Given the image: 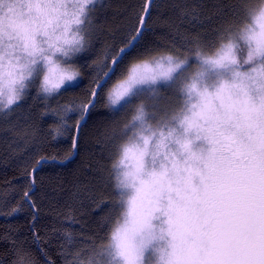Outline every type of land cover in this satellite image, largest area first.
<instances>
[{
  "label": "clouds",
  "instance_id": "9594fccd",
  "mask_svg": "<svg viewBox=\"0 0 264 264\" xmlns=\"http://www.w3.org/2000/svg\"><path fill=\"white\" fill-rule=\"evenodd\" d=\"M103 3L0 0V116L77 81ZM106 103L128 116L110 134L107 232L83 264L227 260L264 211V0H239L211 43L133 60Z\"/></svg>",
  "mask_w": 264,
  "mask_h": 264
},
{
  "label": "trees",
  "instance_id": "16d2710c",
  "mask_svg": "<svg viewBox=\"0 0 264 264\" xmlns=\"http://www.w3.org/2000/svg\"><path fill=\"white\" fill-rule=\"evenodd\" d=\"M144 4L104 0L95 13L91 47L75 60L80 81L49 101L30 94L11 116H0V264H83L107 232L103 218L111 214L113 196L107 176L110 134L128 116L125 105L109 110L107 87L133 60L183 53L196 41L211 43L226 22L239 18V0H155L144 36L124 55L82 126L76 157L66 164L44 162L30 192L31 172L41 158L64 160L73 153L79 109L90 101L107 63L135 34ZM69 108L71 115L54 137L50 128Z\"/></svg>",
  "mask_w": 264,
  "mask_h": 264
},
{
  "label": "snow or ice",
  "instance_id": "6c2138e0",
  "mask_svg": "<svg viewBox=\"0 0 264 264\" xmlns=\"http://www.w3.org/2000/svg\"><path fill=\"white\" fill-rule=\"evenodd\" d=\"M152 0H145L144 9L140 15V22L138 29L135 30V34L126 41L127 48L132 47V43L135 40L140 39L144 36V28L147 27V18L150 16ZM120 53L114 59H111L110 63H107V71L103 73V77L109 76L114 70L118 69L121 64V56L126 54V49H118ZM107 59V58H106ZM119 80L116 81V84ZM115 87V85H113ZM105 87L103 80L96 84L95 97H99L102 94V90ZM95 99L91 101L88 106L87 111L81 106L79 111L81 116L79 119H83L88 115V113L93 109L95 105ZM72 111L73 109L69 108ZM77 145V138L73 137V150H75ZM47 162L44 158H41L39 163ZM25 199H29L28 194H24ZM29 203L31 201L29 200ZM249 238L245 241L242 247L229 253V258L218 262V264H264V211L255 214L249 219ZM232 257H235L233 259ZM18 264H30V261H20Z\"/></svg>",
  "mask_w": 264,
  "mask_h": 264
},
{
  "label": "water",
  "instance_id": "95a60500",
  "mask_svg": "<svg viewBox=\"0 0 264 264\" xmlns=\"http://www.w3.org/2000/svg\"><path fill=\"white\" fill-rule=\"evenodd\" d=\"M154 1H155V0H152V5H153ZM152 5H151V9H152ZM147 20H148V18H147ZM144 30H145V28H144ZM138 41H139V39L135 40V42L132 43V47H131V48H127V45H125V46L121 47L120 49H126V53H127V52H129L130 50H132V49L134 48V46L137 44ZM119 54H120V53L118 52L117 55H119ZM117 55H116V56H117ZM124 55H125V54H124ZM124 55L121 56V60H122V58L124 57ZM116 56H115V57H116ZM115 57H114V58H115ZM114 58H113V59H114ZM114 71H115V70H114ZM114 71H113L112 73H110L109 76H107V77H102V80H103V84H104V85L108 82V80L110 79V77L113 75ZM100 81H101V80H99L98 83H99ZM95 92H96V86H95V88H94V90H93V92H92V95H91V99H90V101H89V102L86 104V106H85V111H87L88 106H89V104L91 103V101H92L93 99H95V101L97 102V99H98V98L94 96V93H95ZM96 102H95V103H96ZM89 113H90V112H89ZM89 113H88V115L83 119V121L79 120L78 124L76 125L74 136L77 138V145H76L75 150H73V153L71 154V156H69L68 158H66V159H64V160L57 159V158H52V159L44 158L46 161H48V162H56V163H59V164H66V163H68L69 161H71L72 159H74V158L76 157L77 152H78V140H79V135H80V132H81V128H82V126L85 124V122L87 121L88 116H89ZM40 161H41V159L38 161V163L35 165V167L32 169V172H31L32 188H31L30 192H32V191L35 189V187H36V183H35V174H36V172L41 168L42 164L44 163V162H43V163H39Z\"/></svg>",
  "mask_w": 264,
  "mask_h": 264
},
{
  "label": "rangeland",
  "instance_id": "374dc122",
  "mask_svg": "<svg viewBox=\"0 0 264 264\" xmlns=\"http://www.w3.org/2000/svg\"><path fill=\"white\" fill-rule=\"evenodd\" d=\"M79 81H80V77L77 79L76 82H74V83H69V84L66 85L64 88H66V87H68V86L75 85V84L78 83ZM113 85H116V81L113 82L112 84H110V85L107 87V89H106V91H105V93H104V95H105V99H106V96H107V92H108V90L111 89V88H113V87H114ZM64 88H63V89H64ZM122 106H124V104H122V105L120 106V108H121Z\"/></svg>",
  "mask_w": 264,
  "mask_h": 264
}]
</instances>
